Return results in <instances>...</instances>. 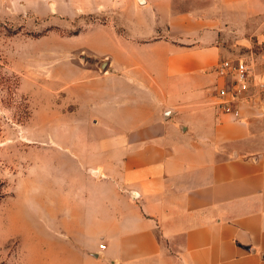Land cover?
<instances>
[{
    "label": "crops",
    "instance_id": "1",
    "mask_svg": "<svg viewBox=\"0 0 264 264\" xmlns=\"http://www.w3.org/2000/svg\"><path fill=\"white\" fill-rule=\"evenodd\" d=\"M144 1L90 46L111 71L82 97L109 132L62 144L63 264H264V92L224 112L216 70L246 56L264 82V0Z\"/></svg>",
    "mask_w": 264,
    "mask_h": 264
},
{
    "label": "rangeland",
    "instance_id": "2",
    "mask_svg": "<svg viewBox=\"0 0 264 264\" xmlns=\"http://www.w3.org/2000/svg\"><path fill=\"white\" fill-rule=\"evenodd\" d=\"M143 2L0 0V264L66 261L59 227L62 144L109 132L92 122L93 106L82 97L99 84L95 77L111 71L102 66L109 55L90 46L112 48L113 29L127 28L125 7ZM204 5L175 1L179 9Z\"/></svg>",
    "mask_w": 264,
    "mask_h": 264
},
{
    "label": "built area",
    "instance_id": "3",
    "mask_svg": "<svg viewBox=\"0 0 264 264\" xmlns=\"http://www.w3.org/2000/svg\"><path fill=\"white\" fill-rule=\"evenodd\" d=\"M216 70L228 81L218 88V95L223 98L220 105L224 112L236 113L240 101L264 92V82L256 79L254 63L246 56L224 58L218 63ZM100 247L105 248V244L101 243Z\"/></svg>",
    "mask_w": 264,
    "mask_h": 264
},
{
    "label": "water",
    "instance_id": "4",
    "mask_svg": "<svg viewBox=\"0 0 264 264\" xmlns=\"http://www.w3.org/2000/svg\"><path fill=\"white\" fill-rule=\"evenodd\" d=\"M107 63H108V61H104V62L102 63V66L104 67ZM96 256H98V255H96Z\"/></svg>",
    "mask_w": 264,
    "mask_h": 264
}]
</instances>
